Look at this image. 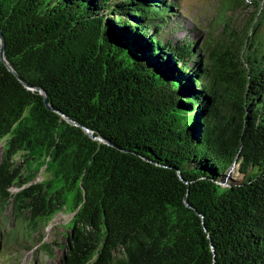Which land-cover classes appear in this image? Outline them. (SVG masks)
I'll use <instances>...</instances> for the list:
<instances>
[{
  "label": "trees",
  "instance_id": "1",
  "mask_svg": "<svg viewBox=\"0 0 264 264\" xmlns=\"http://www.w3.org/2000/svg\"><path fill=\"white\" fill-rule=\"evenodd\" d=\"M217 1L200 43L178 0H0L6 60L115 144L0 56L6 262L67 211L60 264H264V0Z\"/></svg>",
  "mask_w": 264,
  "mask_h": 264
},
{
  "label": "rangeland",
  "instance_id": "2",
  "mask_svg": "<svg viewBox=\"0 0 264 264\" xmlns=\"http://www.w3.org/2000/svg\"><path fill=\"white\" fill-rule=\"evenodd\" d=\"M181 8L180 12V22L183 24V28L177 33V37H184L188 34V31L192 28H196L200 31V36L198 37L201 43L209 27V21L214 15V11L217 8V0H178ZM249 13L247 11H240L236 18L240 19V23H244L245 19H248ZM184 19V20H183ZM194 35H198L195 32ZM3 152V144H0V157ZM45 175L43 173L38 177V181H41ZM73 214L64 211L56 216V218L51 222V224L45 230V240L52 244L54 247L56 257L58 259H51L50 257L41 256L40 253H36V250L26 252L22 264H60L59 259L62 257V249L58 246L53 245L54 242L60 244L66 243V225L72 220ZM37 261L35 260L36 257ZM0 264H11L6 262L4 256L0 254Z\"/></svg>",
  "mask_w": 264,
  "mask_h": 264
},
{
  "label": "water",
  "instance_id": "3",
  "mask_svg": "<svg viewBox=\"0 0 264 264\" xmlns=\"http://www.w3.org/2000/svg\"><path fill=\"white\" fill-rule=\"evenodd\" d=\"M5 51H6V40H5V37H4L2 29L0 28V56H1V60L7 66V68L10 70V72H12L17 77V79L23 84V86L29 91L37 92L38 94H40L42 96L44 104H45V106H46V108L48 110H51V111L55 112L56 114H58L59 116H61V118L65 122H67L68 124H70L72 126H75V127H78V128H81L90 139H92L94 141H98V142L104 143V144H107L109 146H115V144H113L111 141L103 138L102 136L97 135L93 130H91L90 128L86 127L85 125L77 122L76 120L71 118L69 115H67L65 112H63V111H61L59 109H56L50 103L49 95H48L47 91L44 88L38 87V86L29 85L28 83H26L22 79V77L18 74V72L6 60ZM177 175H178V177L180 178V180L182 182H184L185 184H190V182L185 180L183 178V176L179 172L177 173ZM198 180L201 181V179H198ZM199 181L195 180L194 182H199ZM185 203H186L187 206H190L189 203H188V197L187 196L185 197Z\"/></svg>",
  "mask_w": 264,
  "mask_h": 264
}]
</instances>
